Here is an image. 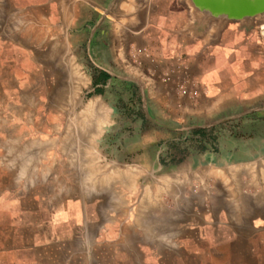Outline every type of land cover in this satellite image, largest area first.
<instances>
[{"label": "crops", "instance_id": "1", "mask_svg": "<svg viewBox=\"0 0 264 264\" xmlns=\"http://www.w3.org/2000/svg\"><path fill=\"white\" fill-rule=\"evenodd\" d=\"M55 28L84 32L94 46L97 41L107 48V57L94 55L93 89L108 87L117 95L124 88L127 96H141L143 113L133 117L148 128L139 157L156 159L151 172L158 175L157 187L159 177H171L176 191L167 193H179L180 200L181 187H198L197 214L190 212L178 235L169 234L188 240L177 256L196 254V242L209 237L214 224L228 226L230 213L236 231H243L251 218L239 219L238 205L229 201V171L239 174L260 142L251 132L255 118L248 115L261 110L264 98L260 25L214 14L194 0H0V95L10 89L4 79L14 83L19 77L22 32ZM132 110L138 111L137 104ZM50 205L45 211L33 201L2 205L0 264H85L83 255L68 259L69 232L54 225ZM131 239L126 234V245ZM168 257L155 264H169ZM131 261L124 248L113 264Z\"/></svg>", "mask_w": 264, "mask_h": 264}, {"label": "rangeland", "instance_id": "2", "mask_svg": "<svg viewBox=\"0 0 264 264\" xmlns=\"http://www.w3.org/2000/svg\"><path fill=\"white\" fill-rule=\"evenodd\" d=\"M258 17L245 19L259 27L264 25V14L260 22ZM259 30L264 39V28ZM22 35L19 77L14 83L4 79L10 89L0 95V217L6 213L2 205L27 206L33 201L45 211V204H51L54 225L69 232L65 247L68 259L83 255L85 264H113L124 248L131 252L132 261L116 264H155L156 258L170 256L165 253L169 249V264H264V98L261 110L248 111L255 118L251 132L260 142L254 145L251 158L237 169L239 174L232 169L233 176L229 175V201L238 205L239 219L250 216L251 220L242 223L244 229L238 232L230 213L228 226L217 228L214 224L209 237L196 242V254L179 257L178 249L187 247L188 240L182 242L169 234L179 232L191 211L197 214L194 193L199 189L195 183L181 187L180 200L179 193L177 197L167 193L176 191V180L164 175L159 179L162 188L157 187L158 175L151 172L157 166L156 159L139 157L144 148L140 139L148 128L136 118L143 113L141 96H127L124 88L117 95L108 87L93 89L94 55L102 59L108 50L97 41L94 46L84 32L55 28ZM90 99H95L96 110L82 114L83 105ZM135 104L138 111L132 110ZM77 119L83 123L77 124ZM98 119H104V130L92 142L89 136L96 130ZM75 128L77 135L70 132L64 141L65 130ZM93 145L92 151L89 148ZM94 164L103 168L91 175ZM125 165L141 171L132 189H127L123 176H109L110 171ZM144 185L148 186L145 197L149 200L141 205ZM209 187V192L216 194L215 185ZM190 201L192 205L186 207ZM126 234L134 238L131 247L126 245Z\"/></svg>", "mask_w": 264, "mask_h": 264}, {"label": "bare ground", "instance_id": "3", "mask_svg": "<svg viewBox=\"0 0 264 264\" xmlns=\"http://www.w3.org/2000/svg\"><path fill=\"white\" fill-rule=\"evenodd\" d=\"M7 13H9V12H7ZM195 13V12H194ZM197 15V14H196ZM212 21V20H211ZM213 22V21H212ZM215 23V22H214ZM260 28L262 29V28H264V25H261L260 26ZM261 32V31H260ZM72 59V58H71ZM74 66H75V64H74ZM76 68H77V66H76ZM76 68H74V71H75V69ZM79 76V75H78ZM79 78V77H78ZM82 79H83V81H85V79L82 77ZM86 82V81H85ZM76 89H77V87H76ZM77 91V90H76ZM76 94V93H75ZM95 103V99L94 100H89V101H87V103L85 104V106L83 105V110L81 109V113L83 114H87V113H90V112H92V111H95L96 110V107H95V105H96V103ZM99 103V102H98ZM102 107V106H101ZM99 108H100V106H99ZM102 109V108H101ZM105 109V108H104ZM107 109V108H106ZM103 110V109H102ZM101 111V110H100ZM105 112H106V110H104ZM79 112V111H78ZM93 113V112H92ZM91 113V114H92ZM79 114V113H78ZM80 115V114H79ZM88 115V114H87ZM85 117V116H84ZM73 118V117H72ZM88 118V117H87ZM93 118V117H92ZM98 118V117H97ZM105 119H106V117H105ZM73 120V119H72ZM82 120V119H81ZM84 120V119H83ZM99 120V119H98ZM77 124L79 123V120L77 119ZM110 122V121H109ZM108 122V123H109ZM70 123V122H69ZM80 123H83V121L81 122L80 121ZM80 123H79V125H80ZM85 123V122H84ZM90 123V122H89ZM66 125H69V124H67V123H65ZM76 124V123H75ZM76 124V125H77ZM103 124H104V119L103 120H99L98 121V123H97V128H96V130H94L93 132H92V134L90 133V135L91 136H89V138H91L90 140H92V142H95V140H96V138L98 137V136H100V134L103 132V130H104V127H103ZM79 125H77V126H79ZM83 126H84V124H82ZM71 125H69V127H70ZM73 126V125H72ZM65 127H68V126H65ZM81 127V126H80ZM86 127V126H85ZM68 129V128H67ZM77 128H75V129H71V131H67V130H65L66 132H65V134L63 135L64 137H63V140L64 141H66L67 140V138H69L70 136V132H71V135H73L74 133L76 134V132H74L75 130H76ZM82 129V128H81ZM74 130V131H73ZM86 130H87V128H86ZM81 131V130H80ZM72 132H73V134H72ZM90 132V131H89ZM74 134V135H75ZM73 135V136H74ZM77 135V134H76ZM80 135V134H79ZM77 137V136H76ZM62 139V138H61ZM73 139V138H72ZM75 139V138H74ZM77 139V138H76ZM79 140V139H78ZM89 140V141H90ZM51 141V140H50ZM80 141V140H79ZM49 143H51V142H49ZM62 144H64V143H62ZM64 146V145H63ZM76 146V145H75ZM78 146V145H77ZM90 147V146H89ZM95 146L93 145V147L91 146V148H89L90 150H92L93 151V148H94ZM63 150H64V148H62ZM70 149V148H69ZM87 149V148H86ZM89 150V151H90ZM95 150V149H94ZM96 151V150H95ZM91 152V151H90ZM89 152V154L91 155L92 153H90ZM88 153V152H87ZM94 153V152H93ZM93 155V154H92ZM99 155V154H98ZM88 156V155H87ZM96 156V155H95ZM88 158V157H87ZM92 159V158H91ZM86 161V160H85ZM92 161V160H91ZM90 161V162H91ZM94 161H95V159H94ZM89 162V161H88ZM88 162H86V163H88ZM89 162V163H90ZM97 163V162H96ZM98 164V163H97ZM97 164H94L95 165V167H93V166H91V168H90V171L89 172H91V175H93V172L92 171H98V168H101L102 166H100V167H98L97 166ZM85 165V164H84ZM88 165V164H87ZM86 165V166H87ZM104 165V164H103ZM106 165V164H105ZM239 165V164H238ZM240 166V165H239ZM89 167H90V165H89ZM232 167V166H231ZM87 168V167H86ZM103 168V167H102ZM119 169L118 170H116V171H110V169H109V171H110V174H109V176L110 177H112V176H116V178H120V179H122L121 178V176H123L124 177V179H126L124 182V184L125 185H127V189H132L133 188V186H134V183H135V180H136V176L138 175V174H140L141 173V171H140V169L139 168H137L136 166H134V165H125V167L124 166H121V167H118ZM240 168V167H239ZM230 169V168H229ZM234 169H235V167H234ZM232 170V169H231ZM251 170V169H250ZM94 171V173L96 174V172ZM142 171H143V169H142ZM108 172V171H107ZM248 172V171H247ZM88 173V172H87ZM143 173H145V171L143 172ZM229 173H230V171H229ZM228 173V174H229ZM232 173V172H231ZM236 173V172H235ZM90 175V174H89ZM88 175V176H89ZM84 176V175H83ZM106 175L104 174V177H105ZM231 176H233V175H231ZM237 176V175H236ZM252 176V175H251ZM91 177V176H90ZM201 177V176H200ZM115 178V179H116ZM163 178V177H162ZM165 178V177H164ZM199 178V177H198ZM87 179V178H86ZM114 179V180H115ZM159 179H161V177L159 178ZM166 179V178H165ZM165 179H163V180H165ZM200 179V178H199ZM85 180V179H84ZM112 180V179H111ZM118 180V179H117ZM167 180V179H166ZM170 180V179H169ZM82 181V180H81ZM110 181V180H109ZM116 181V180H115ZM174 181V180H173ZM179 181V180H178ZM202 181V180H201ZM86 182V181H85ZM85 182H83V183H85ZM102 182V181H101ZM87 183V182H86ZM100 183V182H99ZM109 183V182H108ZM114 183V182H113ZM112 183V184H113ZM111 184V185H112ZM167 184H168V182H167ZM170 184V183H169ZM174 184V183H173ZM99 185V184H98ZM158 185V184H157ZM100 186V185H99ZM160 186V185H159ZM165 186V185H164ZM161 187V186H160ZM169 187V186H168ZM167 187V188H168ZM171 187V186H170ZM175 187H176V185H175ZM178 187V186H177ZM162 188V187H161ZM172 188H174V185H173V187ZM142 189H143V192H142V196H141V199H143L144 197H145V195L148 193V186H145L144 185V187H142ZM159 190H162V189H159ZM171 190V189H170ZM169 190V191H170ZM175 190V189H174ZM114 191V190H113ZM163 191H167V189L166 190H163ZM172 191V190H171ZM174 193V192H173ZM110 194V193H109ZM113 194V193H112ZM176 194V193H175ZM148 195V194H147ZM156 195V194H155ZM178 195V194H177ZM112 196V195H111ZM147 197V196H146ZM145 197V199H143V200H139L140 201V203L142 202V201H144V200H146L147 198ZM150 197V196H149ZM176 197V196H175ZM108 198V197H107ZM110 198V197H109ZM113 198V197H112ZM117 198V197H116ZM118 199V198H117ZM151 199V198H150ZM111 200V199H110ZM147 200H149V198L147 199ZM144 202H146L147 203V201H144ZM144 202H142V203H144ZM152 202H154V201H152ZM152 202H150V204H152ZM141 203V205H143ZM145 204V203H144ZM111 205V204H110ZM140 205V206H141ZM146 205H148V204H146ZM112 206V205H111ZM152 207V206H151ZM150 207V208H151ZM145 208H146V206H145ZM149 208V207H148ZM147 208V209H148ZM158 208H159V206H158ZM140 211H142V209L140 210ZM147 210H145V212H146ZM102 213V212H101ZM160 213H161V211H160ZM236 217V216H235ZM144 221V220H143ZM140 222H141V220H140ZM145 222V221H144ZM144 226V225H143ZM151 227V226H150ZM155 228V227H154ZM148 230H151L150 228L148 229ZM155 230V229H154Z\"/></svg>", "mask_w": 264, "mask_h": 264}, {"label": "water", "instance_id": "4", "mask_svg": "<svg viewBox=\"0 0 264 264\" xmlns=\"http://www.w3.org/2000/svg\"><path fill=\"white\" fill-rule=\"evenodd\" d=\"M200 8L240 20L264 14V0H194Z\"/></svg>", "mask_w": 264, "mask_h": 264}]
</instances>
